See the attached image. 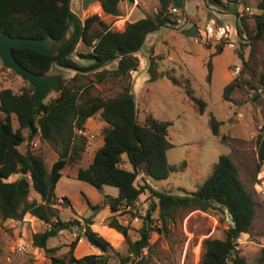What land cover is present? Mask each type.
Returning a JSON list of instances; mask_svg holds the SVG:
<instances>
[{
  "label": "rangeland",
  "instance_id": "1",
  "mask_svg": "<svg viewBox=\"0 0 264 264\" xmlns=\"http://www.w3.org/2000/svg\"><path fill=\"white\" fill-rule=\"evenodd\" d=\"M122 1L120 15L125 16L123 11L125 0ZM139 1L140 5L131 14V20L153 15L159 10L158 0ZM185 1L187 14L178 9L171 14V18L177 20V24L188 18L186 26L196 24L200 35L184 36L179 33L177 24L159 27L154 35L148 38L140 52L135 53L139 59V66L143 65L144 69L139 71L138 66L137 72L130 74L132 90L133 83L141 72L148 76L134 94L139 121L147 114H152L159 120L170 121L167 139L172 145L166 151L167 160L170 164L176 165L186 161L183 170L173 171L162 180L148 178L147 182L153 189L172 195L192 192L196 190L197 184L211 173L212 165L220 155L230 156L238 167L242 182L255 200L256 207L251 229L236 240L235 253L242 252L248 262L257 263L264 248V164L258 167L257 160L258 136L264 126V89L260 81L264 73V33L258 39L253 38L255 34L253 15L259 12L257 3L260 0H246L238 6V11L241 8L245 11L243 21L236 20L234 14L214 0ZM129 7L130 2L127 4V10ZM70 9L82 21L94 14L109 25L114 21L113 17L104 13L99 0L89 3L86 9H82V0H70ZM213 9L219 12L218 16L211 13ZM237 23L240 24L241 34L236 29ZM94 26L98 27L97 24ZM221 26L225 27L224 31L219 30ZM216 44L223 45L221 53H215ZM76 51L86 53L88 48L81 42ZM74 56L83 66L91 64L76 54ZM51 71L61 72L66 81L74 76L69 75L70 73L58 65ZM74 71L76 73V70ZM98 71L99 68L90 69L84 78L94 80L91 89L93 94L104 98L112 97L127 84L123 78H107L97 83ZM236 77L241 78L244 84L232 93V101H225L222 96L223 89ZM24 85L25 81L4 67L0 61V89L11 88L17 92ZM189 88L193 90L195 97L204 102L202 114L198 112L197 105L188 95ZM57 94L58 92L51 93L43 102L55 98ZM211 114L221 122L217 136L212 133L208 124ZM0 116H3L1 112ZM93 119L94 121H86L83 131L75 130L76 138L71 145L72 150L63 175L56 183L51 202L52 206L57 208L62 221L78 220V223L60 230L49 238L47 248H51V251H46L33 244L32 236L49 228L48 223L30 213L24 214L21 219L0 220L2 231L0 264H54L52 257L67 258L70 244L78 237L77 227L85 225L86 218L93 221L91 229L100 233L112 245L113 249L108 252L111 257L108 264H116L119 256L127 254V238L107 225L111 215L109 207L104 205L98 210L91 208V205H101L105 195L116 196L117 188L104 185L98 190L88 182L67 174L69 169H77L80 164L88 165L95 151L103 144L104 125H100L99 115ZM12 124L14 128L18 126L15 115H12ZM24 134L27 136L26 131ZM79 135L85 137L80 157L73 151V148L80 147ZM61 148V144L46 142L40 135L25 140L19 146L22 152L28 149L39 155L48 170L58 158ZM123 159L124 166L131 168L126 154H123ZM17 177L18 174H14L8 180L12 181ZM140 182L141 180L137 178L136 183ZM34 198L39 197L31 190L28 199ZM157 202L155 196L145 191L133 206L121 208L115 213L118 221L129 227L130 240L134 241L140 237L138 230L143 225L144 216L152 204L157 205ZM151 217L152 220L148 223L154 230L150 233V246L144 250L149 264H199L204 252V240L208 237L223 239L231 221L226 210L219 208L208 210L179 208L174 217L161 221L158 219L157 207L151 211ZM19 238L29 245L24 252L14 250ZM72 253L79 258L101 252L81 237Z\"/></svg>",
  "mask_w": 264,
  "mask_h": 264
},
{
  "label": "trees",
  "instance_id": "2",
  "mask_svg": "<svg viewBox=\"0 0 264 264\" xmlns=\"http://www.w3.org/2000/svg\"><path fill=\"white\" fill-rule=\"evenodd\" d=\"M69 1L0 0V32L24 38L50 36L61 42L59 53L55 56L30 48L13 47L14 57L21 65L35 73L48 72L56 65L76 70L68 81L59 72L61 83L57 96L43 102L38 108L33 105V87L28 82L25 81V85L17 92L11 88L0 89V112L3 114L0 116V220L21 219L24 214L30 213L48 223L49 228L32 236L33 244L46 251H51V248H47L49 238L78 223V220L62 221L51 202L56 183L63 175L72 150L75 130L83 131L87 119L99 115L105 122L102 128L103 144L95 151L88 165L80 164L77 169H69L67 174L88 182L98 190L104 185L117 188L116 196L105 195L101 205H91L93 210L108 206L111 215L107 225L127 238V254L119 256L116 264H149L144 250L150 246V233L154 227L148 221L152 220L151 211L157 207L158 219L161 221L174 217L179 208H219L229 213L233 225L227 228L223 239L208 237L204 240V252L199 264H264V248L257 263H250L245 257L235 253L236 240L251 229L256 207L255 200L242 182L238 167L230 156L220 155L212 165L211 173L192 192L172 195L153 189L147 182L148 178L166 179L171 172L183 170L186 165V161L176 165L167 160L166 151L172 145L167 139L170 121L159 120L152 114H147L139 121L130 78V71L137 70L139 66L135 53L144 46L148 35L161 26L177 24V20L171 18L172 0H158L157 12L126 22L121 31L110 28L97 14L82 21L69 10ZM99 1L105 13L120 14V0ZM214 1L234 14L236 20H244L245 11L242 8L238 11L237 8L246 0ZM257 9L259 12L253 15V38L258 39L264 33V0L257 3ZM70 26L73 29L67 37ZM237 29L241 34L239 23ZM78 41L88 48L86 53H77L75 45ZM207 45L210 46L209 43ZM222 51L223 45L216 44L215 53ZM74 54L91 64L81 65L74 60ZM98 68L100 71L96 74L97 83L107 78H123L127 84L112 97L104 98L93 94L91 89L94 80L84 78L87 71ZM173 81L178 83L175 79ZM260 81L264 89V73ZM243 84L239 77L231 80L223 89V99L232 101V93ZM187 93L202 114L204 102L194 96L192 89L189 88ZM12 115L17 119L16 128L12 124ZM208 124L212 133L219 135L221 122L214 115L209 116ZM37 135L46 142L62 146L50 170L39 155L28 149L24 152L19 149L25 140H31ZM78 137L81 139L80 147L73 148V151L80 157L85 137ZM123 154L127 155L131 168L124 166ZM257 160L258 167L264 164V126L258 136ZM14 174H18V177L9 181ZM20 174L23 176L19 177ZM137 178L141 180L140 184L136 183ZM31 190L38 195V199H28ZM145 191L155 196L158 202L157 205L152 204L144 216L143 225L138 230L140 237L132 241L128 237L129 227L119 222L115 213L121 208L133 206ZM92 224L93 221L86 218L85 225L77 227L78 237L70 244L68 257H52L54 264H108L111 258L108 252L113 249L112 245L100 233L91 229ZM81 237L101 253L76 258L72 251ZM1 240L0 228V242Z\"/></svg>",
  "mask_w": 264,
  "mask_h": 264
},
{
  "label": "water",
  "instance_id": "3",
  "mask_svg": "<svg viewBox=\"0 0 264 264\" xmlns=\"http://www.w3.org/2000/svg\"><path fill=\"white\" fill-rule=\"evenodd\" d=\"M98 0H82V9H86L88 4ZM185 0H172V4L177 9H182ZM70 9V1L68 3ZM188 19V18H187ZM73 26H70V30L67 32L69 37ZM179 33L187 37H197L200 35L199 28L196 24H191L188 27L179 29ZM148 42V38L145 43ZM61 42L52 39L50 36L44 38H24L10 36L5 32H0V61L1 64L13 71L22 80L28 82L33 87V105L38 108L43 101L51 93H57L59 91V85L61 83V76L58 72H52L51 70L45 73H35L23 65H21L14 57L12 48L23 47L30 48L34 51L55 56L59 53ZM139 49L138 51H140ZM137 51V52H138ZM61 68L72 69L69 67L59 66ZM154 67V64H153ZM75 70V69H72ZM23 175L20 174L19 177ZM80 231H83L80 228Z\"/></svg>",
  "mask_w": 264,
  "mask_h": 264
},
{
  "label": "crops",
  "instance_id": "4",
  "mask_svg": "<svg viewBox=\"0 0 264 264\" xmlns=\"http://www.w3.org/2000/svg\"><path fill=\"white\" fill-rule=\"evenodd\" d=\"M130 2V7L128 8V10H127V4ZM138 5H136V6H134V5H132V3H131V0H125V6H124V13H125V16H122V15H120L121 14V12H122V10H121V8H120V4L121 3H123V1L122 0H120V2H119V5H118V7H119V10L121 11L120 12V14L119 15H112V14H107L109 17H113V19H115L116 17H120V18H123V20H124V22H125V24H126V22L128 21V22H133V21H136V20H138V19H134V20H131L130 19V16H131V14L133 13V11L135 10V8L136 7H138L139 5H140V1L138 0ZM186 9H187V2L185 1L184 2V7L182 8V10L186 13ZM148 12V11H147ZM146 12V13H147ZM105 13V12H104ZM187 14V13H186ZM145 17V16H144ZM143 18V17H142ZM124 29V28H123ZM122 29V30H123ZM154 35V33H152V34H150V35H148V37L147 38H149V37H152ZM80 41H78L77 43H76V45H75V49L77 50V48L79 47V45H80ZM140 52V51H139ZM73 58H74V60H76L77 61V58H76V56H74L73 55ZM82 63H83V60H82ZM90 63V62H89ZM142 63H140V65H141ZM142 69H144V66L143 65H141V66H139V71H142ZM64 71H66L67 73H70L69 75H74V73H75V71L74 70H72V69H66V68H64L63 69ZM146 79H148V76L147 75H145V73L144 72H141L140 74H139V76H137L136 77V79H135V81H134V83H133V93L135 94L136 93V90L142 85V83H143V81H145ZM88 121L89 120H92V121H94V119H93V117H90V118H88L87 119ZM100 125L102 126V125H105V122L101 119L100 120ZM239 171V170H238ZM142 195V194H141ZM140 195V196H141ZM143 195H144V193H143ZM238 255H243V253L242 252H240V254L238 253ZM243 257H244V255H243Z\"/></svg>",
  "mask_w": 264,
  "mask_h": 264
},
{
  "label": "built area",
  "instance_id": "5",
  "mask_svg": "<svg viewBox=\"0 0 264 264\" xmlns=\"http://www.w3.org/2000/svg\"><path fill=\"white\" fill-rule=\"evenodd\" d=\"M131 3H132V5L136 6V5H138L139 2H138V0H131ZM176 11H178V9L175 8L174 6H173V8H170V12H176ZM211 13H213L216 16L219 15V12L215 11L214 9L211 10ZM118 22H120L121 24L118 25L117 24ZM188 22H189V20L187 18H184L182 22H179V24H177L178 25L177 28L178 29H182L184 27H187L186 25H187ZM116 25H118V26H116ZM124 26H125V22H124L123 18H115L114 21H112L111 24L109 25L110 28L115 29V30H119V31H121L124 28ZM236 29H237V26H236ZM219 30L224 31L225 30V27L224 26H221V27H219ZM140 63H142V60L141 59H140ZM133 72L136 73L137 71L136 70H131L130 71V74L133 73ZM140 176H143V174L140 173ZM231 225H233L232 219L230 221V226ZM77 235H78V233H77ZM28 247H29V245L22 238H19L17 240V242L15 243V245H14V250H15V252H24V251L27 250Z\"/></svg>",
  "mask_w": 264,
  "mask_h": 264
}]
</instances>
